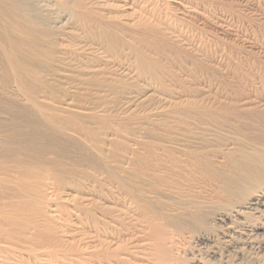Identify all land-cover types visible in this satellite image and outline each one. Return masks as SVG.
I'll list each match as a JSON object with an SVG mask.
<instances>
[{"label": "rangeland", "instance_id": "obj_1", "mask_svg": "<svg viewBox=\"0 0 264 264\" xmlns=\"http://www.w3.org/2000/svg\"><path fill=\"white\" fill-rule=\"evenodd\" d=\"M233 71V90L205 80ZM238 94L259 112L241 122H264V0H0V263L89 264L99 242L142 264L143 199L184 260L264 264V206L238 207L264 174L217 199L171 161L185 123ZM91 200L121 210L97 234Z\"/></svg>", "mask_w": 264, "mask_h": 264}, {"label": "bare ground", "instance_id": "obj_2", "mask_svg": "<svg viewBox=\"0 0 264 264\" xmlns=\"http://www.w3.org/2000/svg\"><path fill=\"white\" fill-rule=\"evenodd\" d=\"M239 72L241 71H233L230 74V76L232 77V82H231L232 84L227 83L223 79L222 80L217 79V78H221L222 77L221 75H220L221 77H219V75L211 76L209 73H206L205 80H207L208 82V80H211L212 78V82L215 85L217 86L222 85L223 88L230 87V89L232 88L233 90V88L235 87L236 89L237 84L238 83L241 84L243 82L242 80L245 78V75L243 74V72L242 73H239ZM238 95L239 96L236 97V99H234L233 101H230L229 97H225L226 99L228 98L226 102L219 101L216 104V100H215L213 106H211L210 108L204 109L203 111H200L198 113V121H201V122H186V123L184 122L186 126L184 124H183L184 126L183 125L182 126L185 127L184 133H183L185 135V138L183 139L184 142L181 145V146H184L185 148V151L183 150L184 152L183 156L185 158L184 168H182V166L180 165L179 156L177 155L171 156V159H172L171 161H173L174 163L173 166L176 168L175 170H177L178 173L181 172L180 175L194 176L196 179H199L196 181H201L202 183L206 182V184L209 183L211 186L214 185L213 186L214 190L213 189L212 190L214 191L213 193L214 197L217 199H225L227 196H229L231 192L233 194V192L236 191L237 189L240 190L239 188L241 187L244 188L245 186L251 185L253 182H255V180H257L261 175L264 174V153L262 151V146L264 145V122H241L242 121L241 119L246 118L248 113L258 114L259 112L255 108L254 109L246 108L247 103L245 101V98H243L241 94H238ZM236 121H239V122H236ZM181 164L183 165V162ZM21 165H22L21 167L23 170L22 174L28 175V173L29 174L31 173V170H29L30 168L27 165V162H23L21 163ZM172 167L170 169H172ZM187 168L189 172L185 171L187 170ZM173 169L169 171L173 172ZM183 169L186 174L184 173ZM140 171H142V169ZM140 171L138 170L137 172L139 173ZM137 172L135 171L136 174ZM24 177H22V179ZM29 182L27 183L29 184ZM22 184H23V181H22ZM27 186H26V189H28ZM43 190H44L42 192L43 196L45 197L50 196L49 189L47 190L46 188H44ZM39 193L41 192L39 191ZM37 196H40V194H38ZM135 198H138V197H135ZM88 199L90 201V198ZM142 200L140 201V205H141L140 211H142V213L140 212V214H143L141 218L142 217L144 218L142 219L144 220V222L141 223V226L144 224L143 225L144 228L147 229V231L144 230L146 231V234L144 235H147V236L146 238H144V243L142 246L143 248H141L140 251H136L138 253V258H140L142 264H202L201 261L196 260V258L191 259V260L189 259L187 261V260H184L185 258L183 259V257H180V255H178L173 242L170 240L171 238L169 239V236L167 235V233H165L163 229L164 224L161 222L162 217L155 212L153 207L150 204H148V202L146 201L143 202ZM110 201H106V202L104 201L106 205H103V206L101 204L96 205L97 203L93 204L92 200L90 203L91 205L89 204V208L87 210V216H88V221L90 224L91 231H93L94 234H97V230L102 229L103 226L105 228L104 224H106L105 220L107 218H110L111 221L115 220V217L113 216V214L116 216L117 213L115 211H117L116 210L117 208L112 207L111 206L112 204H110ZM134 201L136 202V200ZM258 204H261L264 206V190L262 191L258 190L254 193L252 192L251 194L248 193V197L244 200L242 205L240 206L238 205V207L239 208H245V207L251 208L253 206L256 207V205ZM52 206L54 208L51 209L50 211L53 210V212H56L60 209V205L58 204H54ZM255 207L253 209H255ZM137 209H139L138 206H137ZM36 210L40 214L41 210L39 211V208H37ZM119 212L118 214L120 215ZM193 212L194 213L192 215L194 219V217H198L199 213L198 211L195 212L194 210ZM43 214L45 217L43 215L42 216L46 218V214L45 213ZM6 215H9V214H6ZM119 215L117 217H119ZM48 218H50V216H48L47 219ZM141 218H140V222H141ZM6 220L8 221L9 217L8 219L6 218ZM48 220L46 221L43 220L45 224H47V225L44 224L45 226L42 224L44 226L43 229H40V230L38 229L37 226H40V225L34 226L32 228L33 231L35 232L33 233L34 236L36 235L37 232H39L38 235L35 236V238L38 237L41 240L42 237L47 236L46 238H49L50 235L53 236L54 238V235H52V230L54 229V226L50 224ZM51 220L54 221L52 216H51ZM3 234H0L1 243L4 242L5 240L4 236L6 235V233L4 235ZM10 234L11 233H9V235ZM7 235H8V231H7ZM20 236L23 237L25 235L21 234ZM9 237H13V236H9ZM17 237L14 239L17 240ZM22 237H18V239L19 238L22 239ZM50 238H51V241L50 240L49 241L52 242L53 239L52 237ZM25 239H28V238H25ZM42 241L43 240H41L40 242ZM7 244H9V242ZM96 244L97 245L94 247H91V250L89 251V261H88L89 264H134V262L132 263V257L134 259L136 256L134 254H131L133 252L132 250H131V253L130 251L127 250L126 253H121L119 255L116 250H111V248H108V247L105 248L106 246L105 244H101L99 242H96Z\"/></svg>", "mask_w": 264, "mask_h": 264}]
</instances>
